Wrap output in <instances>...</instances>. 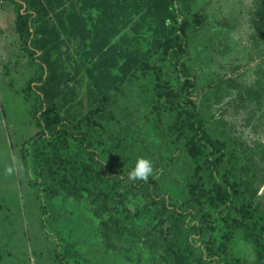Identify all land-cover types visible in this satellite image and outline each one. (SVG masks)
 Wrapping results in <instances>:
<instances>
[{
    "label": "trees",
    "instance_id": "obj_1",
    "mask_svg": "<svg viewBox=\"0 0 264 264\" xmlns=\"http://www.w3.org/2000/svg\"><path fill=\"white\" fill-rule=\"evenodd\" d=\"M8 1L33 66L23 91L37 127L18 156L58 263L86 264L49 228L51 208L72 200L134 264H264L257 146L242 147L214 111L229 89L202 70L214 56L194 0ZM251 21L261 34L264 0ZM113 100L130 118L110 126ZM138 157L153 174L129 182ZM236 238L250 243V258Z\"/></svg>",
    "mask_w": 264,
    "mask_h": 264
},
{
    "label": "rangeland",
    "instance_id": "obj_2",
    "mask_svg": "<svg viewBox=\"0 0 264 264\" xmlns=\"http://www.w3.org/2000/svg\"><path fill=\"white\" fill-rule=\"evenodd\" d=\"M259 2L194 0L192 10L206 18L207 38L214 56L202 70H215L229 89L214 104V111L226 122L227 131L240 139L242 147L257 146L253 158L263 180H256L255 185L264 210V30L260 34L251 25ZM14 17L10 2L0 1V264H59L53 245L41 228L40 209L18 156L20 143L37 127L23 91L32 77L33 66L14 30ZM235 84L243 89L241 99ZM249 86L256 90L257 99L247 97L244 90ZM115 103L113 100L110 111L107 109L104 114L110 126L130 118L126 110L115 109ZM9 166L13 169L11 174L5 171ZM165 188L176 200L179 198L178 189L168 185ZM51 210L49 228L61 242L63 253L86 264H134L103 243L96 231L97 218L76 202L68 200L59 209L54 205ZM234 246L238 254L252 256L250 243L236 238Z\"/></svg>",
    "mask_w": 264,
    "mask_h": 264
},
{
    "label": "clouds",
    "instance_id": "obj_3",
    "mask_svg": "<svg viewBox=\"0 0 264 264\" xmlns=\"http://www.w3.org/2000/svg\"><path fill=\"white\" fill-rule=\"evenodd\" d=\"M5 171L11 174L12 167H6ZM153 164L152 161L145 157H138L134 163V166L130 169L127 174V179L129 182L136 181H147L148 178L153 174Z\"/></svg>",
    "mask_w": 264,
    "mask_h": 264
}]
</instances>
